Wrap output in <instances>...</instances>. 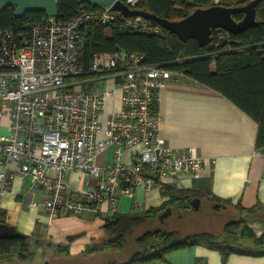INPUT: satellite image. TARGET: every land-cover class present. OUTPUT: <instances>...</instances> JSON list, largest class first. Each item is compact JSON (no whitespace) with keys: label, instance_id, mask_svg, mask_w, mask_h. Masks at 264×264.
Masks as SVG:
<instances>
[{"label":"built area","instance_id":"1","mask_svg":"<svg viewBox=\"0 0 264 264\" xmlns=\"http://www.w3.org/2000/svg\"><path fill=\"white\" fill-rule=\"evenodd\" d=\"M123 1L139 8L140 0ZM113 22L128 32L162 31L161 24L152 26L142 16L85 4L72 17L31 23L28 34L18 32L20 27L0 30V204L16 177L28 176L31 190L46 194L33 204L42 206L52 223L65 215L97 213L104 203L115 210L118 193L151 190L171 173H200L204 160L196 147H171L161 134L157 105L162 88L178 72L126 50L99 52L85 62L91 26ZM230 35L216 29V45ZM108 76L117 79L121 107L104 127L100 115L107 91L89 85ZM110 147L114 162L100 164L98 157ZM131 148L138 149L137 163L122 159ZM258 151L264 156V148ZM71 170L83 177L76 192L66 182Z\"/></svg>","mask_w":264,"mask_h":264},{"label":"crops","instance_id":"2","mask_svg":"<svg viewBox=\"0 0 264 264\" xmlns=\"http://www.w3.org/2000/svg\"><path fill=\"white\" fill-rule=\"evenodd\" d=\"M212 69H215V64ZM116 82L115 77L108 76L93 85V89L107 91L100 115L104 127L121 107V91ZM158 111L161 134L166 143L175 148L194 146L201 154L204 163L200 173H171L161 185L151 190L138 187L133 196L118 193L115 210L104 203L97 213L65 215L52 223H48L44 208L33 204L35 201L42 202L46 194L42 190H31L30 177L17 176L1 200L0 215L5 223L15 227V233L29 237V255L25 260L18 259L19 264L97 262L107 241L103 229L106 218L115 213H140L161 206L168 199L162 194L163 186L177 193L198 191L205 195L199 197L201 204L204 199L213 203L206 197L209 196L246 208L264 205V156L257 148V121L219 91L182 73L162 88ZM6 130L7 127H4L3 131ZM137 152L138 149H128L122 159L134 162ZM114 160V147L98 157V162L105 165ZM0 170L3 167L0 166ZM91 181L94 180L91 178ZM66 182L69 190L76 192L84 185L82 173L79 170L68 171ZM71 236L74 239L69 241ZM164 263L264 264V254L232 253L223 262L219 250L207 244H196L171 251ZM0 264L9 263L0 259Z\"/></svg>","mask_w":264,"mask_h":264},{"label":"trees","instance_id":"3","mask_svg":"<svg viewBox=\"0 0 264 264\" xmlns=\"http://www.w3.org/2000/svg\"><path fill=\"white\" fill-rule=\"evenodd\" d=\"M248 1L250 0L240 2L223 0L220 4L236 6ZM82 4L92 8L90 4L80 3L78 0H58V16L72 17ZM214 4L212 0H140L139 8L156 13L160 17L179 20L198 7ZM256 10L257 24L239 34H231L224 46L216 45V29L213 30L212 43L201 46L196 39L182 40L163 26L161 32L153 30L128 32L121 22L107 25L93 24L86 36L84 60L89 63L99 52L116 53L126 50L144 53L146 62L165 64L171 70L185 74L198 83L219 91L243 109L259 124L257 148L262 149L264 148V0L258 4ZM14 11L15 6H10L0 12V30L20 27L18 32L28 34L31 23L47 18L42 11H28L18 18ZM243 16V13L234 14L236 20L242 19ZM151 25L155 26L158 23L151 21ZM213 64H215L214 70ZM92 87L93 84L89 85V88ZM162 188V194L168 199L161 206L140 213H115L107 217L103 225L107 241L101 249L124 250L128 237L139 228L141 223L156 216L159 219L160 214L168 207H183L190 210L191 201L195 197L205 196L195 190L177 193L172 188L165 186ZM206 197L216 204L230 203L221 201L217 197ZM236 206L251 215L252 219L258 217V211L264 210V205L261 204L250 208L240 204ZM0 223H5L1 215ZM73 239L74 236L68 238L69 241ZM242 239L250 244L246 245ZM28 240L29 237L15 232L0 237V259L14 261L13 258L17 257L19 260H25L29 255ZM196 244H207L216 248L220 251L223 262H226L232 253L263 255L264 233L257 237L244 217L228 222L223 232L218 235L208 231L181 233L177 230L155 229L137 237V248L130 258L122 263L113 261L109 264L164 263L167 261V254L171 251ZM251 245L254 248H250ZM11 263L13 262L9 264Z\"/></svg>","mask_w":264,"mask_h":264},{"label":"water","instance_id":"4","mask_svg":"<svg viewBox=\"0 0 264 264\" xmlns=\"http://www.w3.org/2000/svg\"><path fill=\"white\" fill-rule=\"evenodd\" d=\"M80 3H88L92 7L99 5L111 6L113 10L121 11L126 16H142L147 20L155 21L164 28L177 34L180 39H196L201 46L212 43L213 30L223 29L231 34H239L248 27L257 24V6L263 0H250L243 5L226 6L214 4L208 7H198L190 14L179 20H170L160 17L156 13L140 8L133 9L123 0H78ZM10 6H15L14 14L22 17L28 11H42L47 17L58 15V0H0V12ZM235 13H243L240 20L234 18ZM227 42V38L221 40V45ZM201 199L195 197L191 201L194 211L200 209ZM172 214L171 207L165 209L159 216L164 220ZM15 232V227L7 223H0V237Z\"/></svg>","mask_w":264,"mask_h":264},{"label":"rangeland","instance_id":"5","mask_svg":"<svg viewBox=\"0 0 264 264\" xmlns=\"http://www.w3.org/2000/svg\"><path fill=\"white\" fill-rule=\"evenodd\" d=\"M172 214L160 221L158 216L151 220H147L138 229L132 232L128 237L127 243L124 250H112L104 249L100 255H98V261L89 263L86 261L78 262L77 264H109L110 262L117 261L122 263L132 256V253L137 248V237L142 233L155 229L164 230H177L181 233H192L194 231H208L216 235L221 234L225 228V225L233 220H237L240 217H244L247 220L248 226L255 232L257 237L264 233V210L258 211V217L252 219L251 215L241 211L236 205L231 203L216 204L211 203L207 199H204L200 209L197 211L186 209L183 207L171 208ZM246 245L250 242L242 239ZM250 248H254L252 245ZM13 264H19L18 258L14 259ZM67 262V261H66ZM67 264V263H66ZM76 264V263H75Z\"/></svg>","mask_w":264,"mask_h":264}]
</instances>
